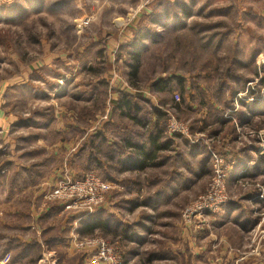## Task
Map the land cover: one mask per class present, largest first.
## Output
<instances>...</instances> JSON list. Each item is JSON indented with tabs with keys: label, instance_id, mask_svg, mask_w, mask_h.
<instances>
[{
	"label": "rangeland",
	"instance_id": "1",
	"mask_svg": "<svg viewBox=\"0 0 264 264\" xmlns=\"http://www.w3.org/2000/svg\"><path fill=\"white\" fill-rule=\"evenodd\" d=\"M101 1L94 6L95 12L85 13L83 6H67L66 0H37L45 11H27L17 24L6 23V13L0 14V115L3 121L8 119L5 131L0 129V264H95L94 248L80 251L74 241L99 239L110 248L117 247L123 264L138 263L139 258L133 255L140 250L141 259L146 260L152 252L155 256L152 262L142 264L246 262L229 260L227 253L220 251L219 245L216 247L221 242L218 236L208 235L218 214L184 216V212L207 191L214 177L212 154L234 164V148L249 147L254 139L264 148V117H257L256 124L246 130L238 126L235 118V113L244 110L241 102L248 101L251 91L264 97V0H176L184 1L189 10L192 7V12L187 13L193 15L190 26L195 30L168 33L161 43L150 46L139 67L123 52V46L128 44L114 42L115 36L129 31L137 22L140 24L147 13V18L165 11L172 16L173 9L162 4L175 0H125L110 7ZM31 2L21 0L24 5ZM86 5L93 6L89 0ZM135 12L139 14L132 19ZM121 22L123 26H119ZM132 64L138 69L135 79L131 76L135 71ZM177 78L184 82L181 87L185 91L175 87ZM162 79L167 83L157 86ZM164 86V91H159ZM66 87L74 88L75 96L63 102L59 95L63 89L67 91ZM85 99L91 102H84ZM131 100L136 101L139 110L130 114L145 117L146 126H150L148 116L161 110L158 127L168 137L204 145L211 172L202 180L205 183L198 187V194L181 209L177 204L171 205L168 213L173 215L174 225L168 222L171 229L165 235L153 236L152 243L139 245L142 238L132 242L131 236L128 239L115 232L110 236L71 234L73 213L82 218L104 211L103 208L117 211L118 205H112L116 193H109L104 206L92 214L67 211L61 202L46 201L48 189H34L35 173L44 168L39 160L47 162L52 157L57 163L54 154L61 156L63 152L57 163L62 174L54 182L64 175L73 180L97 176L89 171L83 176L71 175L70 164H77L84 139L87 141L100 128L108 142L114 141L110 121L123 115L119 111L122 101ZM218 112L231 124L215 136L220 131L215 123L220 119ZM66 122L73 125L66 147L57 148L56 143L50 152L38 146L39 138L48 143L56 141V131ZM171 123L182 126L184 134L175 135ZM120 125L123 130L127 127L124 122ZM47 164L51 166L50 162ZM227 194L230 198L228 187ZM57 206H62L64 215L52 213L51 207ZM263 218L264 215L260 219ZM251 239L253 246H260L264 232ZM209 246L214 250L209 252ZM200 250L209 254L205 257ZM245 264L254 261L247 260Z\"/></svg>",
	"mask_w": 264,
	"mask_h": 264
},
{
	"label": "crops",
	"instance_id": "2",
	"mask_svg": "<svg viewBox=\"0 0 264 264\" xmlns=\"http://www.w3.org/2000/svg\"><path fill=\"white\" fill-rule=\"evenodd\" d=\"M89 1L93 4L92 7H87V0H66L65 3L67 6L71 4L77 8L83 6L81 9L83 12H95L96 8L94 6L100 3L98 2L99 0ZM123 1L125 0H103L101 3L110 7L115 2L121 3ZM19 7L15 0H0V14L12 10L15 11ZM42 8L37 0L35 2L32 0L31 3L23 6V10L29 12L45 11ZM188 11L192 12V7ZM5 15L3 18H5ZM148 16V13L145 14L140 24L137 22L136 25L133 24L131 26L129 31L123 32L119 37L115 36L114 42H117V40L121 41V46L128 44L123 46V52L130 59H135L137 53L142 58L150 48L149 38L137 35L138 32L144 30V27H146L145 29L149 27ZM191 20L190 18L187 21V26H190ZM115 21L116 23L118 22L117 20ZM123 25V22L119 23V26ZM140 48L142 50L139 52ZM97 56L95 57L96 59ZM83 58H86V56H83ZM84 62L86 60L83 59L82 64ZM179 81L182 80L177 78L176 85L174 84L175 87L177 88L178 86L181 91H185V87H181L185 86L183 85L184 82ZM165 86L161 87V89L165 88ZM68 87H66L67 91L62 88L63 91L59 95L61 101L64 100L63 102L74 99L75 93L72 90L74 88L70 90ZM1 88L0 92L2 91ZM83 94L85 93L80 95ZM83 101L87 102L90 100L85 99ZM249 101L241 102V105L244 103L246 107L248 106V109H245L244 105V110L240 112L241 121H238V126L244 130L256 124L254 122H257L256 118L259 116L255 115L264 110V101H262L257 106L256 113L253 114L252 112L251 115L250 110L253 107V102L249 103ZM128 102L122 101L121 107L119 106V111L121 113L122 110L123 115L115 117V121H110L109 129L114 141L111 139L108 142L106 133H103V128H100L87 141L84 139L82 149H86L80 150L77 164L74 167L70 164L69 170L71 175L75 176H83L88 171L93 172L102 180L112 183L116 188L114 191L117 196V199L112 201V205H118L116 207L117 211L105 208L103 210L108 211L114 220L131 227V238L132 236L135 237V234L140 233L139 235L143 237V244L147 243L146 241L152 243L153 236L165 235L167 230L171 229L169 227L170 223H168L173 220V215L168 213L171 205L177 204L181 209L189 198L191 199L198 194V187L205 183L202 180L204 178L206 180L208 173L211 172L210 158L204 145H197L180 137H168L161 130V126L158 127L160 124L157 118L163 114L161 110L156 109V115L153 113V117L148 116L150 118V126H146L145 117L140 119L130 114V112L134 113V110H139L136 101L131 100L130 103ZM218 113L216 115H219L220 119L215 121V123L219 124L218 128H220V131L214 133L215 136L222 133V130H225L226 126L231 124L230 120L224 119L223 114ZM1 117L2 115H0V129L5 131L8 127V119L6 118L3 121ZM123 122L127 125L124 130L120 125ZM63 126L60 131H56L59 135L56 141L48 143L46 140L39 138L38 146L50 152H52V145L56 143H58L57 148L66 147L64 144H67L66 141L69 142L66 137L70 134L71 126L73 125L66 122ZM138 130H141V133ZM137 147L140 149L138 150ZM262 150L264 148L260 145L258 139H254V143L249 145V147L234 148L233 160L235 163L227 183L231 199L227 206L218 214V217H215L211 222V233H208V235L211 234V238L218 236L221 242L217 243L216 247L219 245V250L226 252L229 260L230 258H233L232 260L243 259L242 261L246 262L247 260L254 261V264H264V240L260 241V246H253L251 243L253 239L251 237L262 234L260 231L264 232V223L261 222L264 218L260 219L264 215V188L260 189L258 187H264ZM54 155L57 157V163L59 158H63V152L61 156L58 153ZM48 162L51 163L50 167H48ZM57 163L53 162L52 157L47 162L39 160L40 167L44 168L35 173L37 180L33 181V184H35L34 189L38 190L41 187L48 189L54 186V179L60 173L62 174V171H58L59 165ZM48 168L49 171H47ZM206 171L207 174H205ZM61 207H51L52 213L64 215ZM77 216L74 213L71 215L72 224L69 226L71 234L76 232L79 235V229L87 220ZM172 222L174 225L175 221ZM131 240L133 242V238ZM205 250H200V252L204 253L203 256L206 257L210 251L214 250V247L209 246L208 253ZM180 252L182 254V249H180Z\"/></svg>",
	"mask_w": 264,
	"mask_h": 264
},
{
	"label": "built area",
	"instance_id": "3",
	"mask_svg": "<svg viewBox=\"0 0 264 264\" xmlns=\"http://www.w3.org/2000/svg\"><path fill=\"white\" fill-rule=\"evenodd\" d=\"M138 14L139 12H135L132 19ZM250 100L253 102V99ZM171 129L175 135L184 134L183 127L176 123H171ZM261 157L264 159V151L261 152ZM212 163L214 177L207 191L194 205L185 210L184 216L217 215L230 202L227 183L234 164L217 154H212ZM115 189L112 183L105 182L95 175L89 176L85 180H73L64 175L55 182L54 186L48 188L45 199L48 202H61L67 211H74L77 214H92L104 206L106 197ZM74 243V247L80 251L94 248V252H96L94 255L95 264H123V257L117 247L111 246L113 248H110V245L102 239L74 241Z\"/></svg>",
	"mask_w": 264,
	"mask_h": 264
},
{
	"label": "trees",
	"instance_id": "4",
	"mask_svg": "<svg viewBox=\"0 0 264 264\" xmlns=\"http://www.w3.org/2000/svg\"><path fill=\"white\" fill-rule=\"evenodd\" d=\"M15 3H17V5H19L20 7L16 8L15 11L12 10V11H9L6 13V15H5V17H7V19H5L6 23L7 22L12 23L13 22V23L17 24V23L22 22L23 15L27 12V11L23 10L24 4L21 3V0H15ZM165 4L167 5L166 6L167 9L170 10V8H168V6H170L173 9L172 16L167 14L168 13L167 11H165L163 13L154 12L152 14V16H150L148 18L149 27L147 29L143 30L142 32H138V34H137L140 37L149 38L150 46L156 45V43L159 40H161V42H162L168 33L169 34L183 33L187 29L195 30L194 26L192 28H191V26H187L188 25L187 21L192 17L190 15V13H187V11L189 9L185 5L184 1H176V0L172 1V2L167 1V3L165 2L162 5L164 6ZM149 30H151L152 32L149 33ZM141 50L142 49L140 48L139 52ZM138 54L139 53H137V55L135 56L134 61H135V63L138 64V67H139L141 56ZM130 67L135 70L134 72L131 71L132 72L131 76L133 79H135L136 75L138 74L137 66L135 65V68H134V65L132 64ZM179 82H183V81H179ZM163 83H167V81L162 79V81L157 82L156 85L157 86L158 85H164ZM159 91H164V90L160 89ZM262 96H263L262 93H260L258 91H251L250 94L246 97V99H248V100L253 99V107L250 110L251 115H252V112H253V114L256 113L257 106L260 105L262 101H264V97H262ZM243 101H246V100H243ZM242 105L244 107L245 104L243 103ZM246 108L248 109V106L246 107V105H245V109ZM239 112L235 113V118L237 119V121L240 122L241 120H240V113ZM255 116L264 117V110H261L260 113L256 114ZM137 149L139 150L140 148L137 147ZM83 218L86 219L87 221H85L86 223H84V225L81 226V228L79 229V234L81 236L88 235L89 233L90 234L91 233H97V234H100L103 236H110V235H112L111 233L115 232L117 234H120V233L123 234L128 239L130 238V234L127 233V231H129L131 229V227H127L124 224H121L119 221L114 220V218L110 214H107V212H105V211L98 210L92 216H87V217L85 216ZM139 234H135V237H133V241H134V238H142V239H139L137 242V243H139V245H142L143 244V237ZM158 250H160V249H158ZM134 253L135 254L133 256L135 258H139L138 263H135V264H142L143 262L144 263L152 262L153 258L155 257L153 255L154 253L152 252L151 255L148 256L147 259L145 260V259H141V256H143V253L141 250L136 251ZM158 258H160V257H158Z\"/></svg>",
	"mask_w": 264,
	"mask_h": 264
}]
</instances>
